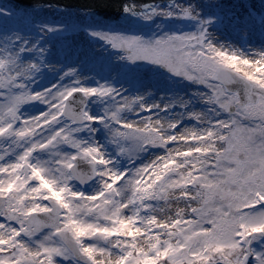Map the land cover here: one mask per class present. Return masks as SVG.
Masks as SVG:
<instances>
[{
	"label": "snow or ice",
	"instance_id": "obj_1",
	"mask_svg": "<svg viewBox=\"0 0 264 264\" xmlns=\"http://www.w3.org/2000/svg\"><path fill=\"white\" fill-rule=\"evenodd\" d=\"M144 8L140 14L145 18L156 10L148 5ZM174 8L176 11L163 10V15L196 18L191 6ZM205 23L201 20L194 33L166 34L147 41L136 36L93 33L113 48L125 49L129 60L164 65L174 74L206 85L210 91L204 99L215 105L211 112L215 116L226 113L227 118H207V127L202 129L184 128L172 133L178 120H168L161 130L160 118L154 120L152 116L139 122L122 120L119 114L134 105L138 104L139 110L159 107L145 104L139 96L122 97L102 117L90 115L83 107L74 110L70 103L74 93L85 98H115V90L105 85L84 87L76 82L55 91L53 85L30 92L17 81L28 78L39 65L17 64L12 54L0 58V89L7 90L0 93L4 97L0 101V137H12L21 148L14 161L0 163V175L5 177L0 178V264H56L57 256H81L87 264H103L105 258L108 264H264V246L261 250L252 246L258 235L264 236V86L253 74L242 71V90L229 87L233 77L213 66L208 59L211 45L203 46ZM257 55L260 60L243 62L264 64V52ZM9 65L14 71H9ZM29 101L48 104L49 110L22 117L19 108ZM171 103L183 107L188 102ZM188 115L203 122L206 114ZM94 120L105 122L106 128L118 125L110 128V139L117 144L118 153L130 159L146 146L179 143L185 147L182 151L166 147L164 155L134 168L117 187L124 174L109 167L111 161L99 146L73 135ZM60 121H65L63 126L54 128ZM45 130L48 134L41 135ZM121 141L130 143L125 146ZM59 144L75 151L59 154L57 174L41 162L32 163L34 151ZM78 160L90 165L91 175L78 170ZM91 176H99L102 185L93 194L69 186L71 180L84 183ZM124 189L129 195L118 199ZM170 190L179 191L186 212L160 220L154 215L156 207L146 201L167 202ZM130 206L132 214L125 215L124 210ZM142 211L151 214L141 215ZM78 228L85 231L81 233ZM44 229L47 232L34 241V247L23 239L31 240ZM161 233L167 238L161 240ZM121 235L127 238L121 240ZM137 236L149 241L146 249L138 246ZM89 239L103 240L108 246L86 243Z\"/></svg>",
	"mask_w": 264,
	"mask_h": 264
},
{
	"label": "bare ground",
	"instance_id": "obj_2",
	"mask_svg": "<svg viewBox=\"0 0 264 264\" xmlns=\"http://www.w3.org/2000/svg\"><path fill=\"white\" fill-rule=\"evenodd\" d=\"M4 1L21 10L17 20H0V53L4 54V57L12 54L17 57V64L36 63L41 67H46L49 71L55 69L66 71L70 75L64 82L71 81L73 84L78 82V85L90 87L88 76L94 72L92 70L96 65L89 62L90 58L87 54H90V52L96 53L103 60L108 61L105 67V77L111 84L108 87L115 90L117 101L122 97L139 96L147 105H159V107H152L149 110H137L139 105H134L132 110L124 111L123 118L126 119L125 121L137 122L142 117L152 116L154 120L157 118L164 119L161 120V124L166 127L167 122L165 120H178L179 123L176 128L171 130L172 133H176L181 132L184 128L202 129L207 127V118L222 119L221 115L215 116L211 112L215 105L208 104L204 99L206 94L203 93L202 89L209 90L206 85L190 81L182 75L174 74L166 66L157 69L144 63L141 66L123 63L120 55L109 52L107 48L97 44V42L94 46L93 43L75 33L73 28L66 32V36L64 33L56 31L53 33L54 36L50 37L48 35L44 38L43 35H38L35 38L22 24L24 22L23 18L29 16V14H34L36 11L44 10L50 6L57 9L60 14L64 12L63 8H67L66 5L53 7L48 2L27 5L20 4L15 0ZM238 1H243V6H238L236 3ZM159 3L160 5L163 4L162 1H159ZM187 4H191L196 8L200 6L215 7L216 9L224 6L239 8V10H235L236 14L230 16L227 22L209 28L206 37L213 38L214 43L224 44V47H228L230 51L232 48L239 49L249 58L254 57L259 51H264V13L259 12L258 0H182V5ZM127 8L126 13L129 12V15L135 14L132 10L133 6H127ZM70 9L85 11L78 8ZM137 14L139 15V12ZM129 18L132 20L121 21V23L129 27H137L139 24L138 19L132 16ZM105 21L109 23L118 22V20L109 18ZM40 38L42 40L38 42ZM35 55L40 56V61H36ZM9 71H14L11 65H9ZM229 87L234 90H242L243 85L233 81ZM82 97L79 98L82 100ZM174 100L187 101L188 103L181 107L180 104H172L171 102ZM166 104L169 107L165 108L164 105ZM85 107L86 105L84 109ZM90 109L91 115H95V108L92 106ZM189 112H199L206 115L202 116L203 122H201L190 117ZM169 147H173V151H182L185 145L169 143ZM58 148L61 149L60 146ZM42 151L37 150L39 162L50 166V160L43 155ZM57 155L60 156L59 153ZM154 157L155 151L152 150L148 153L147 158ZM181 211H186V202L181 199L179 191H176L169 196L167 202L163 201L162 206L159 207V216L170 219Z\"/></svg>",
	"mask_w": 264,
	"mask_h": 264
},
{
	"label": "rangeland",
	"instance_id": "obj_3",
	"mask_svg": "<svg viewBox=\"0 0 264 264\" xmlns=\"http://www.w3.org/2000/svg\"><path fill=\"white\" fill-rule=\"evenodd\" d=\"M260 7L259 12L264 13V0H258ZM238 6H243V1L236 2ZM53 7L57 6L58 4H51ZM174 5H181V6H191L196 14V18H183L177 15L173 16H165V15H157L151 17L150 19L146 20L141 15L133 14L132 16L138 19L139 24L137 28H131L124 23L116 22V23H109L106 22V18H103L100 15L94 13H87L86 11H76L75 9H70L71 6L67 8H63V13H58L57 9H53L51 6L45 8L44 10L36 11L34 14H29V16H25L23 18V26L27 31H30L35 38L39 35H43L44 38L46 36H54L53 33L56 31L66 34V32L73 28V31L80 36L87 39L88 42L95 43L107 48V50L115 55H120L123 63L127 64H134L136 66H141L142 63L145 65H152L153 68L162 69L165 66L156 64L151 61L147 60H129L127 59V52L125 49H117L113 48L109 42L101 38L100 36L93 35L96 32H103V33H115L121 34L125 36H136L146 40H154L156 38L162 37L166 34H182V33H194L198 30V25L200 21H206L203 27L208 30L212 26L220 25L221 23L227 22L230 16L236 14L235 10H239V8H231L228 6L220 7V8H209L207 6H200L198 8L192 6L191 4L182 5V0H171L163 2L162 5H157L163 10H173L176 11ZM153 7H156L153 6ZM73 8H76L73 7ZM60 9V8H58ZM234 9V10H233ZM142 12V11H141ZM139 12V13H141ZM21 14V10L14 7L11 4L6 3L4 0H0V20L1 19H8V20H17L19 19V15ZM139 16V17H138ZM207 33V31H206ZM61 35V34H60ZM66 36V35H65ZM63 37V36H59ZM41 38L38 42H41ZM95 51V50H94ZM4 54L0 53V58H4ZM88 58H90L89 62H92L95 68L92 70L94 71L91 75L88 76L90 79L88 82L90 87H98L100 85L109 86L111 85L107 80L106 70L105 67L108 64V61L103 60L101 56L96 55V53L87 54ZM36 61H40V56L35 55ZM47 71V72H44ZM4 74L7 75L8 72L5 70ZM70 74L66 71H62L60 69H55L53 71H49L46 67H41L39 65V69L34 71L28 78L19 79L17 83H23L27 90L30 92H39L44 89L52 88L53 85L56 86L53 91L62 88V87H69L74 86L75 84L70 82H64L65 79L68 78ZM87 87L86 85H82ZM18 88H13V91H19ZM238 90V89H236ZM6 89H0V93H6ZM204 94H208L209 90L202 89ZM3 96L0 95V101L3 100ZM85 98V97H84ZM117 102V98H113L112 96L109 97H98V96H89L86 97L85 101V110L91 115L92 106L95 108V115L94 117H102L104 116L106 110L109 107ZM49 110V105L45 104L41 101H29L23 103L19 108V113L22 117H31L40 114L41 112H46ZM124 111H122L119 116L122 120H126L123 118ZM222 119L227 118L226 113H221ZM140 121V120H139ZM137 120V122H139ZM65 121H60L58 124L54 125L53 127H62ZM111 127H118L114 124L109 125L108 128L105 127V122L100 120H94L88 122L87 128H81L80 131L73 133V135L81 140L85 141L100 147L101 151L104 153L106 159L111 161L109 167L122 172L124 175L120 181L117 182V187L123 185L124 180L127 179L129 176L132 175V170L140 165L150 162L151 160L155 159L158 156H162L165 154L166 147H169V144L166 147H162L159 145L155 146H146L144 151H138L135 153L134 156L129 158L128 155H121L118 153V146L114 144L110 139ZM166 128V127H164ZM164 128H161L163 130ZM49 130H45L44 133L41 135H47ZM21 143L26 144L27 141H22ZM125 146H127L130 142L128 141H121ZM60 146L61 149L58 148ZM59 149V151H58ZM155 151L154 158H147L148 153L151 151ZM21 151V148L13 143L12 137H0V155H3V160H0V163H7L14 161L16 156ZM75 149L70 147L66 144H59L55 147H49L47 149H43V155L50 160V166L45 165L48 168L53 170L54 174L56 173L57 165L55 161L60 158L58 157L59 154L64 153H72ZM32 163L39 162L38 152L37 150L32 153L31 156ZM186 170V169H184ZM0 178H5L3 175H0ZM101 178L99 176H95L91 182L87 185H82L78 183L75 179L69 181V186L74 191H80L85 194H93L96 191H99L101 188L100 183ZM178 191V190H177ZM176 191H169V196ZM129 195L128 189H124L122 195L118 197V199H126ZM47 203V202H45ZM146 203L151 204L153 207H156L154 210V215H156L160 220H168L164 219L162 216H159V207L162 206L163 201H156L150 200L146 201ZM196 206V205H193ZM133 209L131 206L128 209L124 210L125 215H131ZM186 212V211H185ZM151 212H141V215H148ZM2 219V218H0ZM88 219H92L89 217ZM102 222V221H101ZM14 226H17L14 224ZM47 232V229H44L41 233H37L31 240L27 237H23L31 246H35L34 241L38 239H42L43 235ZM127 237L124 235L120 236L121 240L126 239ZM167 236L163 233L160 235V239H166ZM145 238L143 236H137L136 241L138 246L142 245L145 249L148 245H144ZM86 243H93L97 244L101 247H107V243L103 240L97 241L95 239H89ZM252 246L257 250H261L262 246H264V236H257V239L253 240ZM113 251H118V249H113ZM97 259H100L98 256ZM251 259V258H250ZM56 264H87V261H83L75 256H69L67 259L57 256L55 257ZM103 264H108L107 259L103 260Z\"/></svg>",
	"mask_w": 264,
	"mask_h": 264
},
{
	"label": "water",
	"instance_id": "obj_4",
	"mask_svg": "<svg viewBox=\"0 0 264 264\" xmlns=\"http://www.w3.org/2000/svg\"><path fill=\"white\" fill-rule=\"evenodd\" d=\"M20 4H32L37 2H48L49 4H58V5H66V7L71 6V8L75 7L78 9H82L97 15H100L104 18H109L118 21H128L132 20L129 18L132 15H129L125 11V7L133 6V12L137 13L141 10H145L144 6H154L159 1L166 2L171 0H15ZM233 89V88H232ZM234 90V89H233ZM80 93H74L70 98V103L74 110H79L81 107L85 106V98L82 97ZM83 101V103H81ZM78 170L91 175L90 173V165L87 164L86 161H77ZM94 176H91L90 179H87L84 183L76 180L82 185L88 184ZM83 261H87L86 258L81 256H75Z\"/></svg>",
	"mask_w": 264,
	"mask_h": 264
},
{
	"label": "clouds",
	"instance_id": "obj_5",
	"mask_svg": "<svg viewBox=\"0 0 264 264\" xmlns=\"http://www.w3.org/2000/svg\"><path fill=\"white\" fill-rule=\"evenodd\" d=\"M155 9L156 10L154 11V13L147 16V18H145V16L141 15L140 13L139 15H141L146 20L150 19L151 17L157 16V15H163V9H161L159 6H156ZM208 45H211V48L208 49V59L212 61V64L214 67L221 69V70H227L229 74L233 77V81L241 83L240 73L242 71H246L248 73L253 74L255 78L257 79L258 83L261 86H264V64H258V65L245 64L243 61L245 59H249V57L244 52L236 48H232L230 51L228 47H224V44L214 43L213 38L210 39L206 37L205 41L203 42V46L207 47ZM217 52L221 54H217ZM261 52H264V51H259L257 53H261ZM250 59L260 60L261 57H259L256 54L254 57ZM161 120H164V119L160 118L159 127L163 128L164 125L161 124ZM165 121L167 122L168 120H165ZM77 230L80 231L81 233L85 231L84 229H80V228H78ZM148 243L149 241L145 239L144 245H148Z\"/></svg>",
	"mask_w": 264,
	"mask_h": 264
}]
</instances>
